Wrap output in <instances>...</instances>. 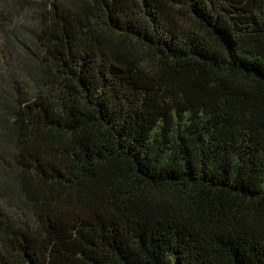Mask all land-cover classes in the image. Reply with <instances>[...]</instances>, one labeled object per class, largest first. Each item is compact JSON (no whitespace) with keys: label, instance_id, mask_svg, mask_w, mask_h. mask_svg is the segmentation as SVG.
<instances>
[{"label":"trees","instance_id":"1","mask_svg":"<svg viewBox=\"0 0 264 264\" xmlns=\"http://www.w3.org/2000/svg\"><path fill=\"white\" fill-rule=\"evenodd\" d=\"M0 264H264V0H0Z\"/></svg>","mask_w":264,"mask_h":264}]
</instances>
